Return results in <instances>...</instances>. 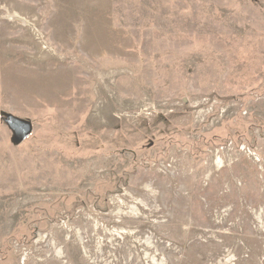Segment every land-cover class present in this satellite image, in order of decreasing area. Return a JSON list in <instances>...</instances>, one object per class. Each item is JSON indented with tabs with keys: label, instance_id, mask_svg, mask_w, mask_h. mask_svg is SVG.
Instances as JSON below:
<instances>
[{
	"label": "rangeland",
	"instance_id": "374dc122",
	"mask_svg": "<svg viewBox=\"0 0 264 264\" xmlns=\"http://www.w3.org/2000/svg\"><path fill=\"white\" fill-rule=\"evenodd\" d=\"M0 264H264V0H0Z\"/></svg>",
	"mask_w": 264,
	"mask_h": 264
},
{
	"label": "water",
	"instance_id": "95a60500",
	"mask_svg": "<svg viewBox=\"0 0 264 264\" xmlns=\"http://www.w3.org/2000/svg\"><path fill=\"white\" fill-rule=\"evenodd\" d=\"M12 129L15 134L16 145L22 144L33 132V128L30 123L13 119Z\"/></svg>",
	"mask_w": 264,
	"mask_h": 264
}]
</instances>
